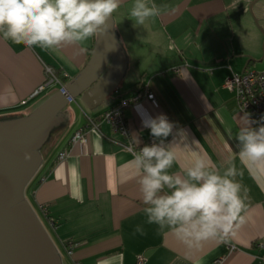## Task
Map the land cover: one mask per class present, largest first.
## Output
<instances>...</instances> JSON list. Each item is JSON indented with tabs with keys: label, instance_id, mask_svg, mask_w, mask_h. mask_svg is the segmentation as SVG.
I'll list each match as a JSON object with an SVG mask.
<instances>
[{
	"label": "crops",
	"instance_id": "1",
	"mask_svg": "<svg viewBox=\"0 0 264 264\" xmlns=\"http://www.w3.org/2000/svg\"><path fill=\"white\" fill-rule=\"evenodd\" d=\"M152 2L161 14L134 26L128 14L132 0H122L113 14L122 51L120 77L116 80L111 72L83 101L76 100L75 110L69 104L61 113L64 122L54 130V151L41 153V166L25 192L44 219L52 221L50 225L46 218L69 264H97L105 258L109 264H136L138 256L145 258L144 264H264V171L238 156L235 134L245 114L224 88L228 67L235 73L264 68V0ZM94 42L90 39L88 50L81 52L76 45L53 51L0 39V120L29 115L76 77ZM45 67L59 73L64 83L58 80V89L48 85L30 99L46 80ZM143 85H148L155 101L142 99L124 111L135 147L150 137L160 143L142 120L165 115L174 124L165 146L183 129L187 139L177 138L178 142L194 150L178 149V162L169 174H183L197 153L210 158L221 174L229 161L242 173L237 180L248 190L247 222L227 241L209 240L189 252L170 231L146 223L132 154L97 133H89L85 145L70 147L69 140L84 126L85 115L96 119ZM100 130L112 136L107 126ZM113 138L125 143L120 136ZM65 150L69 156L57 162V155ZM137 226L143 234L135 231ZM67 246L72 247L71 255Z\"/></svg>",
	"mask_w": 264,
	"mask_h": 264
},
{
	"label": "clouds",
	"instance_id": "2",
	"mask_svg": "<svg viewBox=\"0 0 264 264\" xmlns=\"http://www.w3.org/2000/svg\"><path fill=\"white\" fill-rule=\"evenodd\" d=\"M121 4L122 0H0V39L53 51L76 45L86 52V43L107 32L108 21ZM128 14L134 26L144 25L158 17L161 8L152 0H132ZM242 119L235 134L238 156L264 171V116L252 120L245 113ZM142 123L160 141L131 150L146 223L170 231L189 252L209 240L227 241L235 235L247 222L249 201L247 188L237 180L242 173L236 164L229 161L221 174L210 158L197 153L183 174H169L178 162V149L194 151L190 144L178 142L177 138L187 139L186 131H177L173 142L165 146L174 124L165 115L144 118ZM25 159H31L30 154ZM135 231L143 234L140 226ZM97 264H109V258Z\"/></svg>",
	"mask_w": 264,
	"mask_h": 264
},
{
	"label": "water",
	"instance_id": "3",
	"mask_svg": "<svg viewBox=\"0 0 264 264\" xmlns=\"http://www.w3.org/2000/svg\"><path fill=\"white\" fill-rule=\"evenodd\" d=\"M95 39L83 70L23 118L0 120V264H62L60 254L25 197L42 163L41 149L63 122L69 104L120 77L121 45L113 18ZM114 89V88H112ZM111 89V90H112ZM31 159L26 160L25 154Z\"/></svg>",
	"mask_w": 264,
	"mask_h": 264
},
{
	"label": "built area",
	"instance_id": "4",
	"mask_svg": "<svg viewBox=\"0 0 264 264\" xmlns=\"http://www.w3.org/2000/svg\"><path fill=\"white\" fill-rule=\"evenodd\" d=\"M228 69L230 75L224 83V88L233 93L239 112L243 114L248 113L252 120H260V117L264 116V68L260 71L248 70L242 73H235L229 67ZM44 70L46 80L43 85L38 87L31 94L30 99L38 96L46 86L59 84L51 68L45 67ZM142 99H147L152 102L155 101L154 95L149 91L148 85H143L140 89L133 91L127 97H120L115 105L102 112L96 119L85 115L86 121L84 126L76 130L69 140L70 147L75 145V143L85 145L87 142V135L89 133H97L131 154V150L135 145L129 134V126L125 119L124 111L137 104ZM101 125L107 126L112 136L104 135L100 130ZM114 135L122 137L125 143L114 139ZM154 143L158 144L150 137L144 140L141 146L135 148L138 151L140 147L145 145L151 146ZM69 153V150L60 152L56 157V161L59 163L64 162L69 156ZM41 210L43 213H46L43 207H41ZM48 222L50 225L52 224V221L49 220ZM65 250L67 255L72 254L71 246H67ZM145 261V258L142 256L136 258V264H144Z\"/></svg>",
	"mask_w": 264,
	"mask_h": 264
},
{
	"label": "rangeland",
	"instance_id": "5",
	"mask_svg": "<svg viewBox=\"0 0 264 264\" xmlns=\"http://www.w3.org/2000/svg\"><path fill=\"white\" fill-rule=\"evenodd\" d=\"M52 89H58V85L54 84ZM59 90V89H58ZM40 105V104H39ZM71 109L75 110V104H70ZM56 131H53L49 137V141H47V143L42 147L41 149V153H46V151L49 149H52V147L54 146L55 141H53L56 136ZM52 151H54V149H52ZM25 197L28 201V203L30 204V206L32 207L33 211L35 212L36 216L38 217L39 221L41 222L42 226L44 227L45 231L47 232L48 236L50 237L51 241L53 242V244L55 245L56 249L58 250V253L60 254L61 257V261L62 264H69L67 262L66 256L62 251V248L56 238V235L54 234V232L51 230V228L49 227L46 218L44 219L43 215L40 213V211L36 208L35 204L33 203L29 191L27 190L25 192Z\"/></svg>",
	"mask_w": 264,
	"mask_h": 264
},
{
	"label": "trees",
	"instance_id": "6",
	"mask_svg": "<svg viewBox=\"0 0 264 264\" xmlns=\"http://www.w3.org/2000/svg\"><path fill=\"white\" fill-rule=\"evenodd\" d=\"M54 73H55V76L57 77V79L60 81V83L63 84L64 81L61 79L59 73H57L56 71H54ZM48 141H49V140H48ZM45 210H46V209H45ZM46 218H47V221H49V218H48V217H46Z\"/></svg>",
	"mask_w": 264,
	"mask_h": 264
}]
</instances>
